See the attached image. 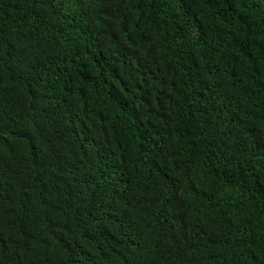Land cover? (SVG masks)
I'll use <instances>...</instances> for the list:
<instances>
[{"label": "trees", "instance_id": "trees-1", "mask_svg": "<svg viewBox=\"0 0 264 264\" xmlns=\"http://www.w3.org/2000/svg\"><path fill=\"white\" fill-rule=\"evenodd\" d=\"M0 264H264V0H0Z\"/></svg>", "mask_w": 264, "mask_h": 264}]
</instances>
